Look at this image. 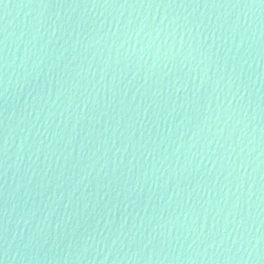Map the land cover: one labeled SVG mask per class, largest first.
Returning a JSON list of instances; mask_svg holds the SVG:
<instances>
[{
	"label": "water",
	"instance_id": "1",
	"mask_svg": "<svg viewBox=\"0 0 264 264\" xmlns=\"http://www.w3.org/2000/svg\"><path fill=\"white\" fill-rule=\"evenodd\" d=\"M0 264H264V0H0Z\"/></svg>",
	"mask_w": 264,
	"mask_h": 264
}]
</instances>
